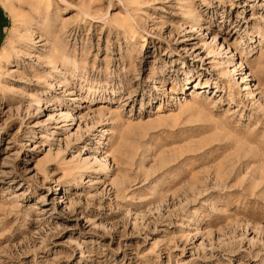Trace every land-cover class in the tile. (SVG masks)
Listing matches in <instances>:
<instances>
[{"label": "rangeland", "instance_id": "obj_1", "mask_svg": "<svg viewBox=\"0 0 264 264\" xmlns=\"http://www.w3.org/2000/svg\"><path fill=\"white\" fill-rule=\"evenodd\" d=\"M0 264H264V0H0Z\"/></svg>", "mask_w": 264, "mask_h": 264}]
</instances>
